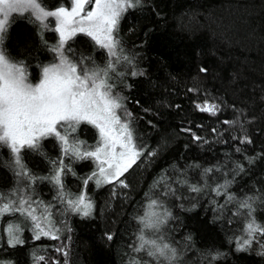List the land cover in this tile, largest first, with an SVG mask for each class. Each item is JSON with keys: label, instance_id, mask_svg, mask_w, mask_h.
<instances>
[{"label": "trees", "instance_id": "obj_1", "mask_svg": "<svg viewBox=\"0 0 264 264\" xmlns=\"http://www.w3.org/2000/svg\"><path fill=\"white\" fill-rule=\"evenodd\" d=\"M70 4L42 0L46 10ZM45 24L13 13L0 34V50L23 63L31 83L58 57L54 21ZM113 35L117 57L82 33L62 51L89 68L114 64L108 83L142 152L120 177L127 187L97 186L95 178L85 185L97 172L93 158L65 155L55 136L21 149L27 175L0 144V193L31 198L59 236L37 240L29 217L0 216V264H37L34 256H44L39 264H264V235L246 232L250 220L264 226V0H134ZM205 103L217 106L215 114L197 108ZM67 133L89 150L96 146L90 124ZM61 161L62 188L49 179ZM81 193L92 203L88 216L68 204ZM245 201L250 209L240 207ZM148 212L163 222L146 228L140 218ZM9 225L23 244L8 246ZM141 236L168 244L175 259L149 256V244L135 251ZM245 239L251 243L241 247Z\"/></svg>", "mask_w": 264, "mask_h": 264}, {"label": "snow or ice", "instance_id": "obj_2", "mask_svg": "<svg viewBox=\"0 0 264 264\" xmlns=\"http://www.w3.org/2000/svg\"><path fill=\"white\" fill-rule=\"evenodd\" d=\"M89 3L94 6L91 10L85 11V6ZM133 3L134 0H71L70 7L61 6L55 10H46L42 6V0H0V33L6 31L11 14L31 12L35 20L44 27H47L44 22L49 17L55 18L54 30L59 34V43L53 49L59 54V62L44 67L42 78L36 84L28 81L22 62H12L8 55L0 50V144L6 145L16 154V163L22 169L21 175H27L20 164L21 149L25 147L35 149L42 138L55 136L61 142L65 155L71 154L77 158L90 157L98 162V172H93L91 176L85 178V185L95 178L97 186L117 182L127 187L120 177L135 163L142 152L137 150L133 143V133L129 124L122 122L116 111L122 105L119 98L112 95V85L108 83V72L114 71V64L109 62L103 69L89 68L80 61L74 63L66 58L62 49L71 36L82 32L92 37L101 47L107 48L110 56L117 57L119 42L113 33L121 13L132 7ZM197 108L211 114L217 111L216 105L208 103L197 105ZM81 122L90 123L99 130L100 140L92 150L83 145V142L70 140L67 133L69 129L75 131ZM61 129L65 130V134H62ZM63 171L61 161L49 178L60 188L63 187L61 181ZM192 190L199 191L197 188ZM5 200L7 202L0 204V216L9 212H20L34 222L35 239L39 240L41 236L59 239L58 229H54L48 219L50 213H47V208L45 209L47 215L42 213L38 217L35 214L36 209L32 207L36 202L31 198L20 196L13 200L0 193V201ZM151 203L155 205L157 202L153 200ZM68 204L74 211L82 212L84 216L90 215L92 203L86 199L85 194L81 193L75 200H69ZM240 207L250 209L251 206L245 201ZM42 221L47 224V228L42 225ZM140 222L146 228H154L163 221L156 213L148 212L140 218ZM246 232L249 237H254L257 233L264 235V226L250 220ZM6 233L9 247L24 243L18 227L9 225ZM107 239L111 240L112 236L108 235ZM140 240L141 243L135 251L139 252L149 244L154 248V251H148L149 256L165 257L169 261L175 259V249L170 248L168 244L157 245L155 240L145 241L143 236ZM250 243L251 240L245 239L241 247ZM56 250L67 255L62 248ZM34 259L39 264L45 258L34 256ZM132 264L136 262L133 261Z\"/></svg>", "mask_w": 264, "mask_h": 264}, {"label": "rangeland", "instance_id": "obj_3", "mask_svg": "<svg viewBox=\"0 0 264 264\" xmlns=\"http://www.w3.org/2000/svg\"><path fill=\"white\" fill-rule=\"evenodd\" d=\"M94 5L93 4H91V3H89V4H87L86 6H85V11H88V10H91L92 9V7H93ZM70 7V6H69ZM30 14H31V12H29ZM82 15H83V13H82ZM48 19H52L53 21H54V24H55V18H53V17H49ZM47 19V20H48ZM46 22V21H45ZM44 22V23H45ZM56 26V25H55ZM78 33H82V32H77L76 34H78ZM1 34V33H0ZM75 34V35H76ZM82 34H85V33H82ZM59 35V34H58ZM74 36V35H73ZM73 36H71V37H73ZM70 37V38H71ZM90 37V36H89ZM69 38V39H70ZM95 43H96V41L92 38V37H90ZM68 41V40H67ZM99 45V44H98ZM104 48V47H103ZM107 52H108V49L107 48H104ZM109 53V52H108ZM65 56V55H64ZM59 62V54H58V57H57V60H56V62L55 63H58ZM42 78V74H41V77H40V79ZM39 79V80H40ZM39 80L38 81H36V82H34L33 84H36V83H38L39 82ZM112 95L113 96H115V97H118V96H116V95H114L113 93H112ZM117 111V114L121 117V121L122 122H126V119H127V114H126V112L122 109V107L120 108V109H117L116 110ZM81 123H87V122H81ZM87 124H90V123H87ZM90 125H92V124H90ZM94 128H95V130H96V133H97V137H98V140H97V143H98V141L100 140V134H99V130L94 126V125H92ZM96 143V144H97ZM133 143H134V140H133ZM93 160H94V162H95V165H96V168H97V172H98V162L93 158ZM42 225L44 226V227H46L47 228V225L46 224H44V222L42 221ZM153 248V247H152Z\"/></svg>", "mask_w": 264, "mask_h": 264}]
</instances>
